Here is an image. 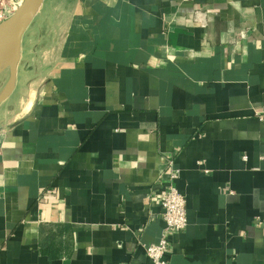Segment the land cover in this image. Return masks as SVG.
I'll list each match as a JSON object with an SVG mask.
<instances>
[{"label":"crops","instance_id":"0c3cea01","mask_svg":"<svg viewBox=\"0 0 264 264\" xmlns=\"http://www.w3.org/2000/svg\"><path fill=\"white\" fill-rule=\"evenodd\" d=\"M169 160V263L264 264V0H45L0 104V264H152Z\"/></svg>","mask_w":264,"mask_h":264},{"label":"built area","instance_id":"2783aa9c","mask_svg":"<svg viewBox=\"0 0 264 264\" xmlns=\"http://www.w3.org/2000/svg\"><path fill=\"white\" fill-rule=\"evenodd\" d=\"M22 2L23 0H0V23L9 18ZM242 36L244 37V33H242ZM166 164L170 170L168 182L161 185L162 219L165 228L157 243L145 247V255L152 264H170L166 258L167 236L172 233H180L187 226L186 200L173 185L174 181L178 179L179 173L172 169L173 161L169 160ZM163 173V171L160 173V180L163 179Z\"/></svg>","mask_w":264,"mask_h":264},{"label":"water","instance_id":"95a60500","mask_svg":"<svg viewBox=\"0 0 264 264\" xmlns=\"http://www.w3.org/2000/svg\"><path fill=\"white\" fill-rule=\"evenodd\" d=\"M45 0H23L15 12L0 23V77L7 80L0 90V104L13 92L21 54V40Z\"/></svg>","mask_w":264,"mask_h":264},{"label":"rangeland","instance_id":"374dc122","mask_svg":"<svg viewBox=\"0 0 264 264\" xmlns=\"http://www.w3.org/2000/svg\"><path fill=\"white\" fill-rule=\"evenodd\" d=\"M7 80V73L5 72L1 77H0V90L3 87L4 83Z\"/></svg>","mask_w":264,"mask_h":264}]
</instances>
